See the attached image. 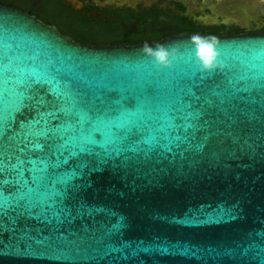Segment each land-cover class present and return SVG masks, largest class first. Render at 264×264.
Listing matches in <instances>:
<instances>
[{
	"label": "water",
	"instance_id": "1",
	"mask_svg": "<svg viewBox=\"0 0 264 264\" xmlns=\"http://www.w3.org/2000/svg\"><path fill=\"white\" fill-rule=\"evenodd\" d=\"M192 35L218 38L222 67L201 69ZM145 44L83 43L0 1V264H264V32L147 43L176 47L170 67Z\"/></svg>",
	"mask_w": 264,
	"mask_h": 264
},
{
	"label": "flooded vegetation",
	"instance_id": "2",
	"mask_svg": "<svg viewBox=\"0 0 264 264\" xmlns=\"http://www.w3.org/2000/svg\"><path fill=\"white\" fill-rule=\"evenodd\" d=\"M0 1L10 3L24 11L30 12L45 23L56 25L60 29L54 19L45 18L43 14V6L46 0H29V5L25 7L16 4V0ZM60 1L69 10L71 16L104 22L118 19L122 24L124 37L134 32L139 18L154 7L163 13H168L169 11L176 14L184 13L197 25H217L222 33L227 29L235 30L230 33L264 32V0H220L219 2H217L218 0H213L212 7L216 9L217 14L219 13V20L192 18L188 14L191 10L190 4L193 3L192 1L199 4V0H76V2L81 4V7L68 2L69 0ZM206 3L209 5L212 0L210 3L207 1ZM208 7V12L214 13V10L210 6ZM131 27L134 28L132 29ZM173 28L165 27L163 31ZM65 34L70 35L69 33Z\"/></svg>",
	"mask_w": 264,
	"mask_h": 264
},
{
	"label": "trees",
	"instance_id": "3",
	"mask_svg": "<svg viewBox=\"0 0 264 264\" xmlns=\"http://www.w3.org/2000/svg\"><path fill=\"white\" fill-rule=\"evenodd\" d=\"M29 3V0H16V4L21 7L28 6ZM43 14L45 18L54 19L63 33H69L74 39L87 44L105 42L154 43L169 34L182 31L208 34H227L235 31L234 29H227L222 33L217 25H197L184 13L176 14L170 11L163 13L155 7L139 18L134 32L126 37L123 36L122 24L118 19L104 22L71 16L69 10L60 0H46L43 6ZM165 27L174 28L163 31Z\"/></svg>",
	"mask_w": 264,
	"mask_h": 264
},
{
	"label": "clouds",
	"instance_id": "4",
	"mask_svg": "<svg viewBox=\"0 0 264 264\" xmlns=\"http://www.w3.org/2000/svg\"><path fill=\"white\" fill-rule=\"evenodd\" d=\"M195 48L197 61L204 71H212L223 65L217 59L220 56L219 40L216 36L192 35L189 38ZM177 49L174 45L157 44L156 47H150L147 43L140 49V52L155 60L158 65L170 67L173 63L172 57Z\"/></svg>",
	"mask_w": 264,
	"mask_h": 264
},
{
	"label": "snow or ice",
	"instance_id": "5",
	"mask_svg": "<svg viewBox=\"0 0 264 264\" xmlns=\"http://www.w3.org/2000/svg\"><path fill=\"white\" fill-rule=\"evenodd\" d=\"M71 111V108L69 106V99L65 96L63 101H60L58 103V106L54 108V112L67 115ZM52 113H49V120H51ZM83 120L84 117H81ZM37 125H47L48 129L51 128V123H49L47 120L40 119L35 122ZM43 131L41 132H30L27 135H21L20 141L18 142L20 145H25L24 148L19 149V153H15L11 159L8 162V168L10 169L9 174L15 173L17 176L23 177L24 167H25V159L26 157L22 156L21 153L30 152L33 149H39L44 150L46 148L45 144H42L37 137L40 135H43ZM4 130L0 129V144L3 143L4 139ZM0 156L3 157L2 160H0V190H3V170H4V163H5V156L4 151L0 152ZM22 181V180H21Z\"/></svg>",
	"mask_w": 264,
	"mask_h": 264
},
{
	"label": "rangeland",
	"instance_id": "6",
	"mask_svg": "<svg viewBox=\"0 0 264 264\" xmlns=\"http://www.w3.org/2000/svg\"><path fill=\"white\" fill-rule=\"evenodd\" d=\"M207 2H211V0H199V4H196V2L192 1L193 3L190 4L191 6V10L188 12V14L192 17V18H198V19H207V20H219V13L217 14L216 9H214L212 7V4L214 3L212 0V3H210L209 5H207ZM220 0H218L217 2H219ZM68 2L73 3L74 5H76L77 7H81V4L79 2H76V0H69ZM189 6V9H190ZM208 6H210L213 10V12H208L209 8ZM221 14V13H220Z\"/></svg>",
	"mask_w": 264,
	"mask_h": 264
}]
</instances>
